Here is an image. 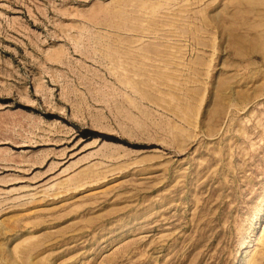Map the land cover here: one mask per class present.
<instances>
[{
	"label": "rangeland",
	"instance_id": "rangeland-1",
	"mask_svg": "<svg viewBox=\"0 0 264 264\" xmlns=\"http://www.w3.org/2000/svg\"><path fill=\"white\" fill-rule=\"evenodd\" d=\"M0 264H264V0H0Z\"/></svg>",
	"mask_w": 264,
	"mask_h": 264
}]
</instances>
